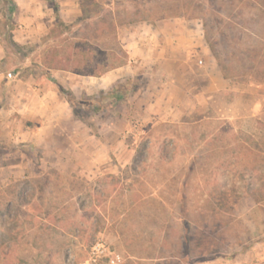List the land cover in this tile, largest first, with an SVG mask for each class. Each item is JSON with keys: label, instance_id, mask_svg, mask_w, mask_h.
Wrapping results in <instances>:
<instances>
[{"label": "rangeland", "instance_id": "374dc122", "mask_svg": "<svg viewBox=\"0 0 264 264\" xmlns=\"http://www.w3.org/2000/svg\"><path fill=\"white\" fill-rule=\"evenodd\" d=\"M10 3L0 0V264H81L100 239L120 264L249 258L264 242V0ZM146 30L153 44L132 58ZM54 71L43 115L68 131L6 137L14 95L35 96Z\"/></svg>", "mask_w": 264, "mask_h": 264}, {"label": "crops", "instance_id": "0c3cea01", "mask_svg": "<svg viewBox=\"0 0 264 264\" xmlns=\"http://www.w3.org/2000/svg\"><path fill=\"white\" fill-rule=\"evenodd\" d=\"M11 1L14 4L15 9H17V7L21 9L24 8V11H26L29 8H31L32 4H34L35 2L41 3L43 0H11ZM19 27H21V25H19ZM136 43L137 44L135 45H131L130 54L132 58L135 57V55L137 58L144 55V53H146L145 51L146 47L148 46V44L152 45L153 40L152 38H149L148 31L146 30V35L142 39L137 40ZM206 52H207V49H206ZM170 56L171 54L169 53L162 54L160 62L162 63L161 65V67H163L162 70H164V72H166L171 77L172 76L171 70L174 72V71H177V69L175 66L172 69V65L174 64V59H171ZM220 70L222 73V69L220 68V66L216 68V71L214 74L216 76V79L220 76L219 75ZM52 76L54 78H58L56 77L57 75L55 74V71L52 72L49 75L50 78H47L46 80L47 83L50 84V88H46L48 87L47 86L48 84L46 83V85L38 89L37 94H35L36 97L32 96L30 91H29L30 95L28 96V94H26L28 92L27 90L25 91L19 90L16 93V95H14L15 96L14 105L13 107L10 106L6 108V121H2L3 126L6 127V135H7L6 137H12L14 140L19 139L20 142H23V141H26L30 135L32 136V133H33L35 134L34 136L36 137L35 139L37 140L38 143L39 142L48 143L50 141L51 135L49 134L51 131H47V129L50 128L51 126L55 127L58 131L62 130V132L64 133L68 131V129L64 127L65 125L61 124L60 122H51L50 124L45 123V121L51 120L50 115L46 117H44L43 115V113L46 112L45 110H47L46 108H48L49 106V99L51 102L55 101V99L53 100L49 97L50 96L49 94L54 93L53 90H51L53 88V84L55 83ZM221 78L224 81L229 79L226 76H224L223 73L221 74ZM219 82L220 81L218 79V83ZM6 84H8L7 85V88H9L8 92L11 93V95H13L12 93L13 90L11 88V81L7 82ZM26 98H29L30 101H27ZM56 103H58V101ZM15 110L23 113V115L18 119V122L11 119L13 117L11 116V113L14 112ZM46 115H47V112H46ZM41 117H43V121H44L43 124H34L33 126L29 127L27 123L25 122L26 120H33V121L36 120V122H40L42 120ZM56 118H59V116L56 115ZM24 122H25V125H24ZM251 251L252 253L248 255L250 256L249 258L245 257L244 259L242 258V259H234V260H231V259L223 260L222 258L218 257L212 260H204L202 264H264V242L256 243L255 246L251 247L250 252Z\"/></svg>", "mask_w": 264, "mask_h": 264}, {"label": "built area", "instance_id": "2783aa9c", "mask_svg": "<svg viewBox=\"0 0 264 264\" xmlns=\"http://www.w3.org/2000/svg\"><path fill=\"white\" fill-rule=\"evenodd\" d=\"M124 260L121 253L100 239L93 243L87 257L81 264H120Z\"/></svg>", "mask_w": 264, "mask_h": 264}, {"label": "trees", "instance_id": "16d2710c", "mask_svg": "<svg viewBox=\"0 0 264 264\" xmlns=\"http://www.w3.org/2000/svg\"><path fill=\"white\" fill-rule=\"evenodd\" d=\"M14 7V4L13 3H10V8H13ZM57 68H61V67H57ZM222 69V68H221ZM223 71V70H222ZM110 97H114L115 98V100H117V98H120L121 96H120V94L119 93H111L110 94ZM103 98H107V96H105L104 95V97ZM67 100L70 102V104H72L73 105V97L71 96V95H69V97L67 98ZM84 104L85 105H91L92 106V108H91V110H92V112L93 113H98V112H100L102 109H103V105H102V98H90V97H87L86 99H85V101H84ZM229 196H228V193H227V198H228Z\"/></svg>", "mask_w": 264, "mask_h": 264}]
</instances>
